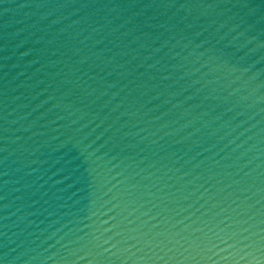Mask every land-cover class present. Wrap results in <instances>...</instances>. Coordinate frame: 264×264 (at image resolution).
<instances>
[{"label":"water","instance_id":"95a60500","mask_svg":"<svg viewBox=\"0 0 264 264\" xmlns=\"http://www.w3.org/2000/svg\"><path fill=\"white\" fill-rule=\"evenodd\" d=\"M0 264H264V0H0Z\"/></svg>","mask_w":264,"mask_h":264}]
</instances>
